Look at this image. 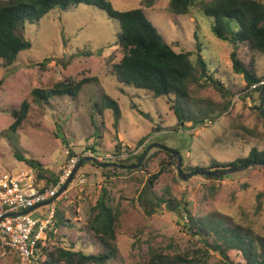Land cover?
<instances>
[{"label": "rangeland", "instance_id": "374dc122", "mask_svg": "<svg viewBox=\"0 0 264 264\" xmlns=\"http://www.w3.org/2000/svg\"><path fill=\"white\" fill-rule=\"evenodd\" d=\"M110 1L121 11L143 7L157 32L176 51L192 53L197 77L200 48L214 79H220L231 93L200 79L191 83L186 98H154L146 90L119 82L111 69L123 56L117 44L119 22L94 5L53 10L21 28L32 43L30 49L21 51L12 64L0 60V178L32 168L19 160L16 152L40 163L45 176L42 181L50 185L63 174L70 159L75 157L79 163L95 157L109 166L85 162L52 203L31 211L33 218L44 219L50 208L56 209L46 233L48 248L58 244L86 253L102 251L88 223L102 186H106L110 204L120 211L117 254L108 264L146 262L157 254L168 261L165 264L244 263L243 254L228 248L215 231L205 238L194 237L183 207L189 208L195 220L212 217L215 229L229 223L258 243L264 237V165L219 177L195 175L184 180L178 174L177 159L159 148H152L139 168L113 164L136 163L152 143L177 150L185 172L198 167L214 170L209 169L212 161L246 157L252 147L264 150L260 92L246 89L244 77L234 71L232 45L214 34L213 19L200 9L207 0H196L192 12L181 15L169 10L170 0ZM237 53L246 65L253 61L252 70L264 78L263 54L246 44H240ZM67 79L90 80L77 94L64 93L48 100L33 94L34 89L49 90ZM106 96L117 101L118 119L114 109L107 107ZM25 101L28 115L13 130L12 110ZM176 102L185 112L181 120L173 109ZM160 170L153 187L155 195L171 200L177 208L162 205L148 216L138 196L149 176ZM179 258L181 262L171 261ZM44 260L39 250L33 264H44ZM0 264H19L18 252L0 245Z\"/></svg>", "mask_w": 264, "mask_h": 264}, {"label": "trees", "instance_id": "16d2710c", "mask_svg": "<svg viewBox=\"0 0 264 264\" xmlns=\"http://www.w3.org/2000/svg\"><path fill=\"white\" fill-rule=\"evenodd\" d=\"M79 4L98 6L119 22L117 44L122 48L123 56L117 63L111 64L112 73L115 74L119 82L146 90L154 98L169 95H175L176 99L186 98L190 93L191 83L200 79L211 82L219 91L231 93L220 79H214L200 48L197 49V63L200 72L197 77L195 75L196 66L191 60L192 53L176 51L157 32L155 25L146 16L143 7L121 11L115 9L110 0H0V60L3 59L7 64H12L21 51L32 47L31 41L27 40L20 31L21 28L25 29L26 24L40 20L53 10L68 11ZM195 5L196 0H170L169 10L177 15L188 14L192 12ZM200 9L206 16L213 19L214 34L232 45L233 50L230 57L233 69L244 77L245 88L260 92L263 85L256 88H252V86L264 78L261 79L252 70L253 61L250 65H246L238 57L237 48L240 44H246L252 51L264 55L263 0H207L202 1ZM45 64L46 61L41 63L43 66ZM89 80L82 79L75 82L67 79L57 83L54 88L49 90L34 89L33 94L39 100H48L50 97L64 93L77 94L81 86ZM1 83L2 80H0ZM106 100L107 107L114 109L115 119H118L120 108L117 101L109 96H106ZM28 108L29 105L25 101L19 109L12 110L14 121L10 126L11 129L16 130L22 124L28 115ZM258 108L260 109V107ZM173 109L179 120L185 117L184 109L178 102L173 105ZM167 153L170 157L175 158L173 154ZM15 156L21 161H26L33 169L38 170L36 172L38 180L45 177L41 171L40 163L28 159L18 152L15 153ZM141 156L142 154L138 158ZM254 162L264 163V150L252 147L246 157L229 162L212 161L209 169H227ZM113 165L118 167V165ZM198 168H194V170ZM161 172L160 170L149 176L138 196L139 203L148 216L154 214L162 205L172 207V209L177 208L172 205L171 200L155 195L153 187ZM56 182L57 179L52 180L51 185ZM51 185L47 181L44 188ZM110 198L107 187L102 186L97 204L93 208L94 214L88 223L89 229L102 245V251L86 253L83 250H75L73 247L69 248L58 244L48 248L47 237H45L38 243L36 255L39 250L44 253V264H108L117 254L116 229L120 217V211L110 204ZM183 210L186 217L190 218L192 222L194 237L197 235L205 238L210 235L211 231H215L218 237L225 240L228 248L237 249L243 254L245 262L239 264H264V237L258 241L261 246L258 249L259 245L256 239L248 235V232L245 233L229 223L215 229L212 217H208L206 220L201 218L195 220L188 207L184 206ZM56 215L55 209L54 217ZM216 246L219 247V245ZM222 253L224 254V252ZM171 261L181 262L182 259ZM167 262L164 257L157 254L149 261L134 264H165Z\"/></svg>", "mask_w": 264, "mask_h": 264}, {"label": "built area", "instance_id": "2783aa9c", "mask_svg": "<svg viewBox=\"0 0 264 264\" xmlns=\"http://www.w3.org/2000/svg\"><path fill=\"white\" fill-rule=\"evenodd\" d=\"M259 85H264V79L252 88ZM77 162L75 157L70 159L57 182L45 188V183L38 180L33 168L6 173L0 178V245L18 252L19 264H33L37 245L45 239L53 223L55 209L50 208L49 215L44 219L33 218L31 212L25 211L56 198Z\"/></svg>", "mask_w": 264, "mask_h": 264}, {"label": "water", "instance_id": "95a60500", "mask_svg": "<svg viewBox=\"0 0 264 264\" xmlns=\"http://www.w3.org/2000/svg\"><path fill=\"white\" fill-rule=\"evenodd\" d=\"M260 109H261V116L264 120V85L262 86L261 90H260ZM152 148H159L161 150H164L166 152H169L171 154H173L175 156V158L177 159V171L179 176L182 179H188L192 176L195 175H203V176H207V177H219V176H223L229 173H233V172H237V171H241V170H245L246 168H249L251 165H256V164H260V165H264L263 162L261 163H252V164H248V165H243V166H238V167H232V168H227V169H218V170H205V169H195L193 171L190 172H185L182 169V165H183V159L181 154L173 149V148H169L166 147L165 145H161L159 143H152L150 144L147 149L144 151V153L142 154V156L139 158V160L136 163H132V164H121L118 165L120 168L123 169H135V168H139L142 165L143 159L146 157V155L148 154V152L152 149ZM85 162H93L96 163L99 166L105 167L108 166L107 163L99 161L97 158L95 157H86L84 159H82L79 163H77L74 168L72 169V172L70 174V176L67 178V180L64 182V184L62 185V187L60 188L59 192L57 193V196L60 195L64 190H66L68 184L72 181V179L74 178L75 174L77 173V171L80 169V167L85 163ZM55 198H52L46 202L43 203H39L37 205H35L34 207L28 209L27 212H31L34 209L43 206V205H47L50 204L54 201Z\"/></svg>", "mask_w": 264, "mask_h": 264}]
</instances>
